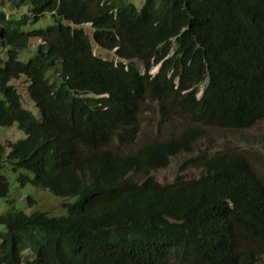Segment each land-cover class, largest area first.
Returning <instances> with one entry per match:
<instances>
[{
	"label": "trees",
	"instance_id": "obj_1",
	"mask_svg": "<svg viewBox=\"0 0 264 264\" xmlns=\"http://www.w3.org/2000/svg\"><path fill=\"white\" fill-rule=\"evenodd\" d=\"M5 7L28 15L0 12V127L25 138L0 145V198L6 163L20 187L46 190L66 211L1 214L0 264H264V179L243 149L200 148L212 129L264 120V0ZM44 15L52 24L23 30ZM32 38L41 44L22 61ZM21 77L37 115L10 84ZM146 113L154 134L140 129ZM181 154L170 183L151 177Z\"/></svg>",
	"mask_w": 264,
	"mask_h": 264
},
{
	"label": "rangeland",
	"instance_id": "obj_2",
	"mask_svg": "<svg viewBox=\"0 0 264 264\" xmlns=\"http://www.w3.org/2000/svg\"><path fill=\"white\" fill-rule=\"evenodd\" d=\"M126 2L133 4L136 8H139L144 0H125ZM6 12L7 16L15 15L17 19L22 20L28 15V12L24 8L17 9L15 12H11L4 8H0V12ZM15 13V14H12ZM52 24L51 15H44L38 22H34L32 19L28 21L26 27L23 28L24 31H30L37 28H44ZM81 28L84 30L85 34L91 40L92 30L89 25H83ZM92 42V40H91ZM41 44L40 40L37 38H32L29 41V46L26 50L19 52L18 58L22 61L27 60L29 57L34 55L36 47ZM94 54L105 58L113 59V54L110 52L101 51L96 45L92 43ZM6 49H0V58L4 59ZM157 67H154L151 71L154 74ZM10 84L18 92L22 107L29 110L33 115H37V111L33 103L29 100L26 93V80L21 77L18 80H13ZM147 118H153L152 115L146 113L144 119L141 122V131L148 132L152 131L154 134V125L156 128V122L148 124ZM25 135L23 132L17 129V125L14 124L12 127H0V145L5 146L8 142H16L19 139H24ZM236 146L238 149H243L249 159L251 160L253 166L255 167L257 173L262 179H264V120L258 122L257 124L251 126L248 129L241 131L224 130L219 131L212 129L209 137L205 140L204 145L200 148H207L211 152L220 150L223 147ZM192 156V155H190ZM189 158L188 155H177L176 157L170 159L169 164L166 168L152 171L151 177L157 181L159 184L170 183L176 174L179 172L180 167L187 162ZM10 166L4 164L3 171L4 175L9 181V192L6 198H0V215L8 211H21L26 214L33 213L35 211L45 212L49 216H61L65 214V210L62 207V203L65 202L63 199L56 198L49 194L46 190L36 188L34 186H24L20 187L15 181V174L9 170ZM185 175L189 177L197 176L198 169L188 166L185 169ZM31 198L33 200V205L30 207L27 203V199ZM29 256H24L26 259Z\"/></svg>",
	"mask_w": 264,
	"mask_h": 264
},
{
	"label": "bare ground",
	"instance_id": "obj_3",
	"mask_svg": "<svg viewBox=\"0 0 264 264\" xmlns=\"http://www.w3.org/2000/svg\"><path fill=\"white\" fill-rule=\"evenodd\" d=\"M46 189V188H45ZM64 210V209H63ZM65 211H66V209H65Z\"/></svg>",
	"mask_w": 264,
	"mask_h": 264
}]
</instances>
